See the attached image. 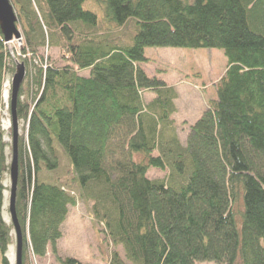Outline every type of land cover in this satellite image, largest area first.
Returning <instances> with one entry per match:
<instances>
[{"label":"trees","instance_id":"trees-1","mask_svg":"<svg viewBox=\"0 0 264 264\" xmlns=\"http://www.w3.org/2000/svg\"><path fill=\"white\" fill-rule=\"evenodd\" d=\"M9 2L27 71L16 103L22 264L56 254L81 202L122 250L108 264H264V0ZM146 47L223 51L225 72L195 122L179 125L174 89L136 67ZM11 57L0 31L1 264L15 239L2 216ZM59 146L73 165L64 179Z\"/></svg>","mask_w":264,"mask_h":264},{"label":"rangeland","instance_id":"rangeland-1","mask_svg":"<svg viewBox=\"0 0 264 264\" xmlns=\"http://www.w3.org/2000/svg\"><path fill=\"white\" fill-rule=\"evenodd\" d=\"M101 16V11H98ZM127 36L131 37V31ZM17 41V42H16ZM21 41L14 40L7 45L9 53L14 55L19 48ZM41 54L47 53L50 59L57 56V50L45 48ZM19 55V54H18ZM146 61L139 62L136 67L141 69L148 78L155 77L165 82L168 87L174 89L177 98L174 101L177 112L174 119L181 126L184 122L189 124L195 122L202 114L206 104L215 97L216 88L225 72L227 59L220 49L213 48H175V47H146L144 49ZM13 58V57H11ZM15 64L18 60L14 56ZM25 72L26 68H25ZM11 76H7L4 81L3 96L4 102L1 128L5 133H9L11 128V118L9 111V97ZM153 94L147 92L144 99L153 98ZM7 103V105H6ZM19 128V133L21 132ZM12 132V131H11ZM10 137V136H9ZM8 134L4 139L10 141ZM58 170L54 173L67 178V170L73 169V165L65 150L58 147ZM5 154L11 160V150L6 149ZM160 172H150V177L161 176ZM6 190L3 192L2 216L6 223H10L8 212L9 200V175L4 180ZM14 234V231H12ZM62 237L57 241L56 254L49 248L46 257L38 259L30 256V264H59L57 258L73 257L83 264H108L109 257L114 251L121 255L120 247L115 248L111 242L106 241L101 232V227L93 220L90 213V204L81 202L76 207L69 210V214L61 225ZM15 239L13 245L9 247L7 256L10 264H15ZM1 264V263H0ZM195 264H213L212 262H196Z\"/></svg>","mask_w":264,"mask_h":264},{"label":"water","instance_id":"water-1","mask_svg":"<svg viewBox=\"0 0 264 264\" xmlns=\"http://www.w3.org/2000/svg\"><path fill=\"white\" fill-rule=\"evenodd\" d=\"M17 17L13 6L9 0H0V31L4 37L5 43L8 45L13 40L21 41V33L17 28ZM26 72L23 63H16L15 72L11 79L10 87V118H11V160L9 167V200H8V212L10 222L13 225V231L15 234V264H22V235L20 227L16 220L15 215V199L17 189V177H18V136L19 127L16 117V103L17 95L25 80Z\"/></svg>","mask_w":264,"mask_h":264},{"label":"built area","instance_id":"built-area-1","mask_svg":"<svg viewBox=\"0 0 264 264\" xmlns=\"http://www.w3.org/2000/svg\"><path fill=\"white\" fill-rule=\"evenodd\" d=\"M17 42V41H16ZM4 94V93H3ZM3 98H4V102H7L6 101V97H5V95L3 96ZM6 105H7V103H6ZM8 106V105H7ZM4 107H5V105H4Z\"/></svg>","mask_w":264,"mask_h":264},{"label":"bare ground","instance_id":"bare-ground-1","mask_svg":"<svg viewBox=\"0 0 264 264\" xmlns=\"http://www.w3.org/2000/svg\"><path fill=\"white\" fill-rule=\"evenodd\" d=\"M11 44V43H10ZM12 57L14 58V55L12 54ZM12 138V137H11ZM15 235V234H14Z\"/></svg>","mask_w":264,"mask_h":264}]
</instances>
